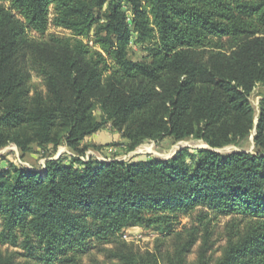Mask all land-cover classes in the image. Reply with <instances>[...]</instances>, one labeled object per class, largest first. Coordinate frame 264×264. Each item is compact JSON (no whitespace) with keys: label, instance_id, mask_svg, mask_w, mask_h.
Masks as SVG:
<instances>
[{"label":"trees","instance_id":"16d2710c","mask_svg":"<svg viewBox=\"0 0 264 264\" xmlns=\"http://www.w3.org/2000/svg\"><path fill=\"white\" fill-rule=\"evenodd\" d=\"M33 70L45 91L32 92ZM259 84L264 0H0V147L83 153L107 124L129 151L166 137L210 146L165 160L48 159L44 171L10 162L0 244L22 252L0 247V264H83L95 246L111 264H189L200 237L195 264H264V98L257 153L213 150L252 134ZM199 207L231 217L216 260L207 214L177 228ZM134 225L162 234L154 251L122 239Z\"/></svg>","mask_w":264,"mask_h":264},{"label":"rangeland","instance_id":"374dc122","mask_svg":"<svg viewBox=\"0 0 264 264\" xmlns=\"http://www.w3.org/2000/svg\"><path fill=\"white\" fill-rule=\"evenodd\" d=\"M48 33H55L59 35L69 36V32L62 28H56L51 26ZM33 35H36L33 33ZM39 36V35H36ZM135 34L131 39V54L134 57H142L146 54L145 51L140 50L134 43ZM135 52V53H134ZM32 92L35 90L45 91V85L41 75L33 70L32 72ZM251 102L254 108V119L255 128L249 138L243 141L241 144H231L224 146L222 148H215L216 152L222 153L224 155L231 154L238 151H247L251 153H257V147L255 145V136L257 134V124L259 122V115L261 111V101L264 98V85L259 84L251 95ZM96 116L101 118V111L96 110ZM123 139L120 138V133L112 127L111 124H107L97 133L88 136L84 140V145H89L83 153H77L71 150L66 144H60L55 150L53 147L48 149H43L37 145H34L29 151L22 152L17 145L9 144L5 147H0V169L7 168L10 162H14L18 165L28 167L32 170L44 171L46 169V161L48 159H59L62 158L66 163L71 162V157L76 156L87 161L90 158L97 159L100 161H112V160H141V159H169L177 152L181 150H188L189 153L197 154L200 149L210 148V146L203 140L186 138L182 140H175L172 137H166L160 141H146L135 150L129 151L124 144L113 145L112 142H122ZM187 161L192 162L191 156H187ZM78 166V164H76ZM207 214V220H211V230L212 235L210 242L212 244V249L210 250L211 256L214 260L222 255V251L227 244V224L231 220L230 216H224L218 214L217 212L210 210L205 207H199L192 213L188 215H181L180 224L177 228L180 229L183 226H194L201 225L199 220L203 215ZM160 234L157 230L147 229L141 225H134L125 228L122 231V239L133 244L136 248L141 251H154L158 245V238ZM203 240L200 237L199 241L193 247L192 252L188 255V263L195 264L198 251ZM0 247L5 253L22 252L19 247H14L9 244L2 245ZM91 247V246H90ZM169 247V243H167ZM171 248V247H169ZM98 248L92 247L89 254H85L82 257L83 264H96V261L111 264L105 258L103 253L97 252ZM17 260H23L22 257L16 256ZM55 264H61L60 262H55Z\"/></svg>","mask_w":264,"mask_h":264}]
</instances>
